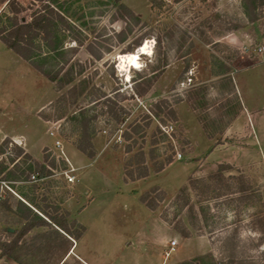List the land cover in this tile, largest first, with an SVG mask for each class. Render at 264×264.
Listing matches in <instances>:
<instances>
[{
  "label": "rangeland",
  "instance_id": "1",
  "mask_svg": "<svg viewBox=\"0 0 264 264\" xmlns=\"http://www.w3.org/2000/svg\"><path fill=\"white\" fill-rule=\"evenodd\" d=\"M60 1L69 26L58 24L57 34L69 63L83 66L70 84L57 89L0 41V142L21 136L39 158L32 160H55L37 193L67 211L68 221L99 223L102 241L141 248L146 264H264V51H257L264 47V0H120L135 18H122L112 0ZM17 2L27 20L42 3ZM3 14L10 15L0 1ZM145 41L151 53L139 56L127 78L116 56ZM83 115H95L94 158L75 148ZM50 127L76 169L74 182L62 174L69 165ZM16 139L0 154L9 170L14 145L23 148ZM139 151L149 174L125 182V163L133 165ZM22 160H14L21 169L30 164ZM6 185L0 202L13 210L24 182ZM154 186L152 211L138 194ZM16 220L0 207V242L11 238L4 227L19 228ZM165 240L176 241L168 257ZM133 255L112 257L115 264L143 263Z\"/></svg>",
  "mask_w": 264,
  "mask_h": 264
},
{
  "label": "trees",
  "instance_id": "2",
  "mask_svg": "<svg viewBox=\"0 0 264 264\" xmlns=\"http://www.w3.org/2000/svg\"><path fill=\"white\" fill-rule=\"evenodd\" d=\"M0 1L1 3H5L7 12L10 14L0 15V41L3 46L28 62L32 68L38 71L47 80L54 83L57 89H62L64 86L70 84L75 77L83 71V66L77 61L69 63L71 58L69 56L66 57V51L62 45V38L57 34L58 24H62L66 28L69 26L65 14L61 10L63 9L62 4L65 1L35 0L41 1L42 3L37 8L31 10L28 20L18 16L23 8L17 0ZM259 1L261 3L262 0ZM112 2L117 5V9L122 18H135L132 11H130L125 4L120 2V0H112ZM55 4H58L57 7ZM254 19H256L255 16L252 17L251 20ZM39 38H41L46 51L41 50L40 43L37 41ZM56 58H62V60L56 63L54 67L51 61ZM97 58H99L98 55ZM101 97H105V95L102 94L100 98ZM109 107L111 108L109 109L110 111L113 110L111 106ZM119 109L122 108L119 107ZM170 113L172 115L174 114L172 110H170ZM94 116L86 118L85 115H83L81 117V137L75 143V148L88 158H94L96 154L89 135V120L95 118ZM123 137L125 139L129 138L127 133H124ZM9 143L13 144L10 138H4L1 141L0 154L3 153L4 148H6ZM130 148L131 147L127 145L126 151H129ZM136 156L137 159L133 164L136 165V167H132L133 165L128 162L125 163L123 173L124 181L144 178L149 174L148 168L144 165L143 152H137ZM16 157L20 159L23 158L22 162L24 164L27 161H29L30 164L21 169L19 164L14 162ZM46 160L47 159L44 158V161ZM10 161L13 163L12 170H9L0 160V181L13 182L17 180L24 182V185L19 189L21 192L19 195L29 205L20 199H16L14 202L15 209L12 210V206L7 203V200L0 202V207H5L12 212L17 219V225H19V228L13 229V231L8 230L9 227H4L2 229L11 238L0 242V258L7 256L22 264V261L19 260L13 252L16 251L18 241L33 228L52 227V224H55L65 233L74 238H79L84 231V226L75 220L68 221L67 216L69 214L67 211H60L58 205L51 204L45 195L37 193L44 182V178L49 176L51 174V168L55 167L54 159L46 161L47 163H40L37 160H32L31 156L26 153L22 147L14 145V157L11 158ZM170 162V160H167L166 162L155 164L153 166V171H161ZM32 168H35L34 171L36 174L32 173ZM32 174L35 176L34 180L30 178ZM186 188V186L180 188L177 197L184 194ZM158 190L159 189L154 186L149 191L141 193L139 195V201L147 208L153 210L155 208V197H152V194ZM161 197L159 196V199H161ZM0 198H2L1 194ZM33 208H35L36 211ZM183 236L187 237L188 235L183 234ZM194 261L195 259L193 258L179 264H194Z\"/></svg>",
  "mask_w": 264,
  "mask_h": 264
},
{
  "label": "crops",
  "instance_id": "3",
  "mask_svg": "<svg viewBox=\"0 0 264 264\" xmlns=\"http://www.w3.org/2000/svg\"><path fill=\"white\" fill-rule=\"evenodd\" d=\"M250 81H248V83ZM5 138H10L12 140H15V138H20L19 142L23 143L25 152L32 156L26 148V142L24 138H21V136ZM35 159L38 160L39 158ZM19 193L21 192L19 191ZM140 194H138V199ZM16 196L28 204L20 195L16 194ZM33 209L36 211L35 208ZM158 220L163 222L159 217ZM78 223L84 226V231L79 238H74L73 236L65 233L55 224H52V227L33 228L18 241L16 248L18 259L22 261V264H115L114 261L117 258L116 256L119 254H123L126 259V255H132V257H134L133 254H135L137 251L138 255L142 258L141 260H143L142 264H146L144 262L146 254L142 253L141 248L132 247L129 249L130 244H126V242L120 243L117 241L116 244L110 240H108L109 242H104L102 241L103 238L99 236V223L95 222L91 225H87L85 223L83 224L82 222ZM163 223L165 224V222ZM103 224L108 225V222H103ZM8 229L13 231L12 228ZM27 244H30V247H27ZM167 248L168 242L165 240L164 250ZM113 255L116 258H113ZM0 264L21 263L13 260L10 257L4 256L0 258ZM159 264L162 263L160 262Z\"/></svg>",
  "mask_w": 264,
  "mask_h": 264
},
{
  "label": "built area",
  "instance_id": "4",
  "mask_svg": "<svg viewBox=\"0 0 264 264\" xmlns=\"http://www.w3.org/2000/svg\"><path fill=\"white\" fill-rule=\"evenodd\" d=\"M257 51H258V53H262L263 51H264V47H258L257 48ZM187 81H190V79H187ZM52 125H53V127L55 128L54 129V131L57 129V127H58V124H57V121L56 122H53L52 123ZM53 131V129L50 127L49 128V131H48V134L50 135V136H52V137H54V146H55V150H57L61 155H65L64 154V151H63V145H62V142L59 140V139H57V138H55V132ZM180 157V154H177V158H179ZM64 160H66V162L68 163V165H69V167L66 169H63L62 170V174H63V176H64V178H65V180L67 181V182H74L75 180H76V177H75V175L73 174V172L76 170L71 164H70V162L68 161V159H67V157L66 156H64ZM30 178L32 179V180H34L35 179V176L32 174L31 176H30ZM1 186H5L6 188L8 187L7 185H6V181H0V187ZM175 246H176V241L175 240H171V241H169V243H168V248L166 249V250H164V257H168L169 255H170V253L172 252V251H174V249H175Z\"/></svg>",
  "mask_w": 264,
  "mask_h": 264
},
{
  "label": "bare ground",
  "instance_id": "5",
  "mask_svg": "<svg viewBox=\"0 0 264 264\" xmlns=\"http://www.w3.org/2000/svg\"><path fill=\"white\" fill-rule=\"evenodd\" d=\"M151 53V46L149 41L142 42L137 46L136 50L127 53H119L116 56L117 66L120 71H124L127 78L129 77V70L140 66L139 56Z\"/></svg>",
  "mask_w": 264,
  "mask_h": 264
},
{
  "label": "water",
  "instance_id": "6",
  "mask_svg": "<svg viewBox=\"0 0 264 264\" xmlns=\"http://www.w3.org/2000/svg\"><path fill=\"white\" fill-rule=\"evenodd\" d=\"M8 230H11V229H8Z\"/></svg>",
  "mask_w": 264,
  "mask_h": 264
}]
</instances>
